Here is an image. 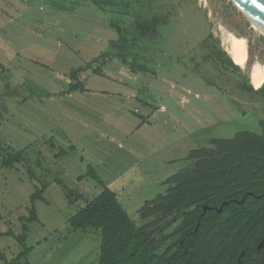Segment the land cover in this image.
<instances>
[{
	"label": "rangeland",
	"instance_id": "1",
	"mask_svg": "<svg viewBox=\"0 0 264 264\" xmlns=\"http://www.w3.org/2000/svg\"><path fill=\"white\" fill-rule=\"evenodd\" d=\"M51 6L28 0L0 7V233L22 235L20 218L29 216L37 189H44L46 201L36 202L40 221L27 225L24 247L11 237L0 239V264H97L100 235L72 231L68 224L85 199L102 191L85 177L89 167L136 222L172 176L194 167L193 151L215 148L264 119V104L236 87L238 75L222 74L204 61L208 47L219 41L225 49L226 35L233 33L248 41L245 73L250 77L255 62L264 65V35L230 0H159L166 26L144 41L156 74L93 63L109 79L84 71V90L67 95L75 83L72 68L100 56V42L92 37L115 36L104 18L59 9L55 19ZM20 151L21 162L5 167ZM180 226L181 216L171 217L156 228H165V236H155L161 240Z\"/></svg>",
	"mask_w": 264,
	"mask_h": 264
},
{
	"label": "trees",
	"instance_id": "2",
	"mask_svg": "<svg viewBox=\"0 0 264 264\" xmlns=\"http://www.w3.org/2000/svg\"><path fill=\"white\" fill-rule=\"evenodd\" d=\"M48 1L52 3L55 19L59 18L56 13L59 9L65 14H92L106 19L115 36L92 37L91 40L100 42V56L86 67L72 68L71 78L75 83L63 95L84 90L79 79V74L84 71L91 70L93 75L109 79L104 67L93 68V63L115 62L134 72L156 74L147 54L150 49L144 41H152L151 35L158 34L159 27L166 26L162 19L168 16L158 12L159 0ZM7 3L24 5L19 0H0V7L4 10ZM62 21L71 24L66 19ZM79 32L82 34L78 35L84 38V33ZM213 38L210 35L209 39ZM207 49L205 62L212 61L222 74L238 75L236 87L249 100L264 104V83L254 89L250 77L235 64L219 41ZM209 84L219 89L217 84ZM228 102L237 111L235 103ZM247 116L242 115L243 118ZM255 121L256 126L251 130H242L232 139L217 141L215 148L193 151L190 159L195 161V166L172 176L163 194L144 207L136 222L125 212L116 193L89 167L85 177L93 180L102 191L86 200L84 208L68 220L70 229L95 230L100 235L97 264H264V119ZM23 154L24 151H20L5 160L4 166L11 168L21 162ZM30 174L34 177L32 172ZM64 187L69 190L68 185ZM71 191V195H75ZM43 192L44 189L36 190L31 197L29 216L20 218L22 235L8 231L0 233V239L11 237L20 246H25L27 225L40 221L36 202H46ZM76 197L81 198L79 194ZM205 206L212 209L205 211ZM175 216H181L184 228L174 236L182 234V239L162 252L174 236L158 240L155 232L165 236L167 230L156 228ZM150 219L153 221L147 223ZM2 221L0 211V223ZM198 224V232H195ZM25 255H20L17 260Z\"/></svg>",
	"mask_w": 264,
	"mask_h": 264
},
{
	"label": "bare ground",
	"instance_id": "3",
	"mask_svg": "<svg viewBox=\"0 0 264 264\" xmlns=\"http://www.w3.org/2000/svg\"><path fill=\"white\" fill-rule=\"evenodd\" d=\"M256 29L260 31L262 35L264 32L254 23ZM225 50L231 56L233 61L240 65L241 67H245L248 61V41L246 37L238 36L233 33H228L226 35V39L224 42ZM250 79L252 85L258 89L264 83V65L260 62H255L252 65V69L250 72Z\"/></svg>",
	"mask_w": 264,
	"mask_h": 264
},
{
	"label": "water",
	"instance_id": "4",
	"mask_svg": "<svg viewBox=\"0 0 264 264\" xmlns=\"http://www.w3.org/2000/svg\"><path fill=\"white\" fill-rule=\"evenodd\" d=\"M230 1L248 20L253 21L264 32V0Z\"/></svg>",
	"mask_w": 264,
	"mask_h": 264
},
{
	"label": "flooded vegetation",
	"instance_id": "5",
	"mask_svg": "<svg viewBox=\"0 0 264 264\" xmlns=\"http://www.w3.org/2000/svg\"><path fill=\"white\" fill-rule=\"evenodd\" d=\"M189 163H190V162H189ZM195 164H196V163H195ZM194 166H195V165H194ZM188 167H191V165L188 166ZM188 167H187V168H188ZM243 201H244V200H243ZM204 209H205V211H208V210H211L212 208H210L209 206H205ZM219 211H221V210H219ZM199 226H200V224H198V226L196 227L195 232H198ZM183 228H184V224L181 223V226H180V228H179L178 230H181V229H183ZM178 230H177V231H178ZM177 231H175V232L172 233L171 235L174 236V234H175ZM171 235H170V236H171ZM178 239H182V234L178 235V237H175V236H174V237L170 240V242H171L170 247L173 246V245L175 244V242H176ZM174 251H175V250H174ZM174 251H173V253H174ZM239 261H240V260H239Z\"/></svg>",
	"mask_w": 264,
	"mask_h": 264
},
{
	"label": "crops",
	"instance_id": "6",
	"mask_svg": "<svg viewBox=\"0 0 264 264\" xmlns=\"http://www.w3.org/2000/svg\"><path fill=\"white\" fill-rule=\"evenodd\" d=\"M79 199H80V198H79ZM84 199H85V198H84ZM86 200H90V199H85V200H84V201H85V205H86ZM83 208H84V207H83ZM81 209H82V208H81ZM81 209H79V210H81ZM79 210H78V211H79Z\"/></svg>",
	"mask_w": 264,
	"mask_h": 264
},
{
	"label": "built area",
	"instance_id": "7",
	"mask_svg": "<svg viewBox=\"0 0 264 264\" xmlns=\"http://www.w3.org/2000/svg\"><path fill=\"white\" fill-rule=\"evenodd\" d=\"M19 1H23L24 3H27L28 2V0H19Z\"/></svg>",
	"mask_w": 264,
	"mask_h": 264
}]
</instances>
